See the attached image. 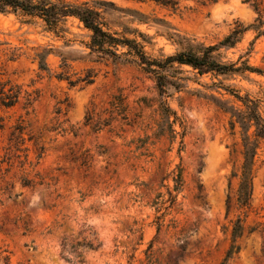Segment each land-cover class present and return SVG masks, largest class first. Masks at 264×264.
I'll return each mask as SVG.
<instances>
[{
    "label": "rangeland",
    "instance_id": "rangeland-1",
    "mask_svg": "<svg viewBox=\"0 0 264 264\" xmlns=\"http://www.w3.org/2000/svg\"><path fill=\"white\" fill-rule=\"evenodd\" d=\"M106 1L166 21L106 14L149 35L152 56L185 45L169 31L211 44L257 17L244 0H183L178 10L149 0ZM65 26L56 35L37 18L0 13V79L23 90L13 107L0 104V264H264V141L249 205L240 207L239 127L204 96L224 92L210 86L218 79L183 66L186 86L169 98L178 134L158 135L156 82L136 64L75 59L69 60L72 78L92 68V83L72 86L56 76L63 70L59 53L87 52L82 41L89 31L76 18ZM255 34L247 31L223 52L225 59L236 60L253 40L247 56L264 69V35ZM43 48L52 49L50 72L39 66ZM223 81L260 99L264 115V75ZM239 216L245 225L240 248L225 260Z\"/></svg>",
    "mask_w": 264,
    "mask_h": 264
},
{
    "label": "trees",
    "instance_id": "trees-1",
    "mask_svg": "<svg viewBox=\"0 0 264 264\" xmlns=\"http://www.w3.org/2000/svg\"><path fill=\"white\" fill-rule=\"evenodd\" d=\"M145 1V0H140ZM163 7L178 10L183 0H149ZM216 2L217 0H203ZM251 3L257 11L255 21L247 26L237 24L228 34L215 43H193L191 39L181 36L178 32H168V36L180 44L186 42L178 51L172 54L152 56L146 50V45L151 43L150 36L138 27H133L126 22L112 21L106 14L122 12L130 16V22L150 23L151 21L166 25L164 19H150L146 13L137 9L119 7L112 1L95 0L84 2H70L66 0H0V13H16L39 19L47 31L56 35L67 31L65 23L69 18H76L83 27L89 31V39L82 41L87 52L80 57H69L65 53L61 56L62 71L56 76L66 79L70 85L79 83L89 84L94 81V71L88 68L83 76L72 78L69 60L90 59L93 61L110 60L115 64H136L144 72L150 74L156 82L158 90V109L161 120L158 123V135L169 134L174 137L178 134L176 124L178 115L171 106L169 98L174 91H180L186 86V78L181 76L183 66H189L198 75L210 74L218 81L210 85L213 89L223 90L221 95L205 93L204 96L230 114L231 127H239L242 144L243 161L240 170V179L237 188V203L240 207H247L253 191V166L257 151L264 141V115L261 112V101L252 97L246 91L241 93L223 79H229L237 75H245L247 72L264 75V69L250 63L248 54H240L236 60H227L223 54L234 48L249 30L254 31L255 38L264 35V7L260 0H244ZM118 26L119 29H114ZM176 37V38H174ZM51 48H43L37 53L39 66L42 70L50 72L47 55ZM21 85L10 79H0V104L10 108L16 105L22 96ZM227 94L229 98L223 96ZM114 98H120L115 95ZM240 105H237V103ZM114 105V101L112 102ZM103 123V122H102ZM2 127L0 123V128ZM20 129V128H19ZM182 142V140H181ZM177 178L182 180L179 171ZM245 230L244 220L237 217L233 222L231 242L225 254V260L233 257L239 250L238 239ZM6 264H10L9 261Z\"/></svg>",
    "mask_w": 264,
    "mask_h": 264
}]
</instances>
